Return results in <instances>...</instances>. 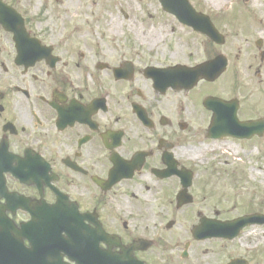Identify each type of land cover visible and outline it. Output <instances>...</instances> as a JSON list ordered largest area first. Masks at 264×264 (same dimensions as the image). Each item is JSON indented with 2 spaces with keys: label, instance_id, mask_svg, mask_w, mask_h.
Listing matches in <instances>:
<instances>
[{
  "label": "flooded vegetation",
  "instance_id": "1",
  "mask_svg": "<svg viewBox=\"0 0 264 264\" xmlns=\"http://www.w3.org/2000/svg\"><path fill=\"white\" fill-rule=\"evenodd\" d=\"M190 1L213 37L159 3L0 0V218L11 223L0 228V264H264V201L193 195L179 206L176 174L194 171L198 154L187 151L200 140L264 149V4L225 2L212 14ZM213 62L226 71L190 90L160 78ZM220 155L205 158V187ZM57 201L77 207L78 236L41 230L50 214L38 209ZM254 216L262 223L236 238H207L211 221Z\"/></svg>",
  "mask_w": 264,
  "mask_h": 264
},
{
  "label": "rangeland",
  "instance_id": "2",
  "mask_svg": "<svg viewBox=\"0 0 264 264\" xmlns=\"http://www.w3.org/2000/svg\"><path fill=\"white\" fill-rule=\"evenodd\" d=\"M219 1L216 6L209 2L207 5L217 8V6L223 5L225 2H227V6L239 4V0ZM118 4L157 6L158 2L157 0H144L139 3L137 0H120ZM198 4H200L199 1ZM263 4L264 0H252L250 3L253 6H261ZM210 9L214 10L210 7L209 11H211ZM211 12L214 13L213 11ZM200 143H204V145L201 146ZM196 144L195 146H198L199 149L193 152L187 151L189 155H192V153L198 154V158H195L200 163L199 166L194 167L197 178L194 182V187L190 190V193L195 196V201H248L252 192L255 193L253 201H264V149L259 147L253 152H248V146L252 145H245L242 148L232 146V149L226 152L224 148L227 150L230 148L221 145V148H217L215 153L221 154L220 157H223L224 161L217 166H212L213 168L208 172L207 186L205 187L204 180L207 177L205 170L208 168L209 163L207 159H210L214 153L203 140L196 142ZM205 158L207 159L205 160ZM218 158H211V163L214 164ZM227 161L231 164L230 166L225 164ZM238 193H241L242 199H238Z\"/></svg>",
  "mask_w": 264,
  "mask_h": 264
},
{
  "label": "water",
  "instance_id": "3",
  "mask_svg": "<svg viewBox=\"0 0 264 264\" xmlns=\"http://www.w3.org/2000/svg\"><path fill=\"white\" fill-rule=\"evenodd\" d=\"M177 3H176V1L173 3V0H165L164 4L166 5L167 9L171 13H173L176 16H179L180 19L182 20V22H184L186 25L196 26V25H194L195 19L193 18V16L197 17L195 15V13L192 10L183 8L184 6L182 4H185L184 0H177ZM175 6H179V8L176 9ZM195 28L202 29V28H198V27H195ZM175 72H178V74H180V73L185 72V71L178 69ZM170 76H174L173 71H165L160 78L165 80L167 77H170ZM193 78H194V83H195L198 76L193 77V75H192L188 79H187V75L182 77L181 79L175 77V78L169 80L170 81L169 85H172V86L179 85V86H183L185 88H189V87L193 86V84L191 83L192 81H188V80H192ZM188 184L189 183H186L185 190L179 196L180 201H190V197H188V195H187ZM227 230H228V226H224V225L215 226V225L211 224V229H210L211 233L223 234V233H226ZM223 236H224V234H223Z\"/></svg>",
  "mask_w": 264,
  "mask_h": 264
},
{
  "label": "bare ground",
  "instance_id": "4",
  "mask_svg": "<svg viewBox=\"0 0 264 264\" xmlns=\"http://www.w3.org/2000/svg\"><path fill=\"white\" fill-rule=\"evenodd\" d=\"M210 1L214 3H219V0H210Z\"/></svg>",
  "mask_w": 264,
  "mask_h": 264
}]
</instances>
